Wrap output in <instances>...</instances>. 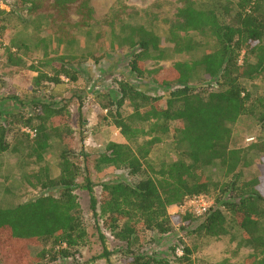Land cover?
<instances>
[{
    "label": "trees",
    "instance_id": "16d2710c",
    "mask_svg": "<svg viewBox=\"0 0 264 264\" xmlns=\"http://www.w3.org/2000/svg\"><path fill=\"white\" fill-rule=\"evenodd\" d=\"M18 10L23 18L35 17L59 44L71 49L68 55L50 56L43 38L39 43L42 61L30 66L36 72L32 80L36 97L32 95L31 106L6 115L0 112V153L9 149L11 132L25 137L27 157L34 163L50 152L54 137L60 145L56 153L58 176L51 175L48 165L39 166L32 173L34 181L29 180L39 193L27 201L0 207V264H45L59 258L76 262L81 257L79 247L88 238L76 193L81 176L93 216L122 244L119 264H192V251L186 245L181 247V255L176 254L174 245L170 257H165L152 251L149 243L143 244L146 232L169 233L174 221L186 236L199 238L225 236L236 227L238 245L253 251L245 262L264 264V258L257 260L264 253V136L247 147L232 143V125L242 117L253 118L264 131V86L249 85L264 75V0H209L206 6L182 0L166 41L178 54L198 51L201 42L187 34L198 32L212 41L213 47L192 61H176L152 71L144 68L143 60L164 57L166 49L161 47L160 36L143 24L120 18L108 21L111 41L118 48H135L128 62L135 76L169 89L161 97L123 78L115 80L113 93L103 95L106 99L100 105L106 113L100 119L114 125L125 142H107L96 164L122 170L134 180L103 181L99 196L66 141L74 131L70 127L60 130L55 124V119L70 115L69 109L39 94L46 86L61 84L62 77L77 80L73 64L86 54L81 51L80 57L75 55L78 38L74 31L86 27V34L92 35V0H9L8 10L0 8V47H4L7 22ZM9 42L6 58L22 63L18 52L27 48L26 42L15 38ZM199 72L209 83L202 84ZM125 103L130 112L125 111ZM23 128L35 130V135L22 132ZM163 135L171 138L178 159L161 163L155 171L148 156ZM250 153L259 155L257 173L245 178L241 171L251 166ZM214 163L225 177L222 182L205 174ZM53 188L58 192H44ZM198 194L214 197V206L206 216L169 213L170 206ZM99 238L103 245L100 257L114 264L101 232Z\"/></svg>",
    "mask_w": 264,
    "mask_h": 264
},
{
    "label": "rangeland",
    "instance_id": "374dc122",
    "mask_svg": "<svg viewBox=\"0 0 264 264\" xmlns=\"http://www.w3.org/2000/svg\"><path fill=\"white\" fill-rule=\"evenodd\" d=\"M196 1L203 3L204 6L209 3V0ZM220 1L222 3L224 1H230L232 3L236 0ZM8 2L9 0H0V8L8 10L9 8H5V4ZM181 5L182 0H92L94 28L92 30V35L86 34V27L75 29L74 32L78 38L75 47V55L79 56V53L83 51L86 56H79L80 58L74 62L73 67H76L78 63L85 66L87 59L92 58L95 62L100 63L98 66L99 70L106 71L108 69V73L112 72L110 74H112L113 77H108L110 85L102 87L97 90L100 92H94L92 94L95 95L99 104L106 99L105 96H103L104 94L113 93L116 79L125 78L130 80L133 85L146 90L150 94L161 97H164L169 89V86L159 85L152 82L149 78H139L129 69L128 62L130 52H133L135 48H129L128 50L125 48H118L117 45L111 41L108 24L111 18H120L132 24H143L160 36L161 47L166 49L165 55L162 59H155L151 56L145 58V60H143V66L146 70L152 71L158 68H168L174 62L181 60L192 61L198 58L202 53L212 49V41L198 32L187 33L195 40L201 42L202 45L198 51L178 54L175 53L173 46L166 41L165 38L170 23L175 20L177 9ZM17 14L16 17L11 18L10 22H7V30L3 38V44L6 43L7 47L9 46L8 44H10V39L15 38L16 41L24 40L27 44V48H21L18 52L19 56L22 57L21 66L12 67L10 70H4L5 68L1 67L0 75L4 74L7 77L10 76L12 79L20 81L22 86L16 85V83L12 84L11 87L5 91L0 90V96H17L16 94L19 93L18 88L21 87V92H27L28 95L25 104H23L26 107L25 109H28L32 104H30L29 101L31 98H34L32 95L35 96L32 94V90L34 89L32 80L33 76L36 75V72L32 71L30 66H38L39 62L42 61L43 48L39 46V43H41L44 38L46 44H48L47 51L50 56L53 57L59 54L68 55L71 47L65 44H59L56 37L51 35L49 31L46 32L45 25L38 23L35 17L23 18L21 10H18ZM23 19H25V21H23ZM227 20L231 21L230 18H227ZM0 52V56L5 55V53H3V47H0ZM113 60L118 61V63L120 62V65L115 66V68L110 71L108 66ZM44 69L47 71L50 70L49 67H45ZM199 78L202 79V84L209 83L207 77L200 74V72ZM251 83L264 86V75L249 82V85ZM64 84L67 83L64 82L59 86ZM64 88L66 87L64 86ZM83 90L84 89L81 90L82 95L80 94L79 97L84 96ZM91 92L87 93L89 94ZM39 94L41 95L40 98L42 96L44 98L48 97V95H44L43 90H41ZM49 97L48 99L52 102L56 104H65L69 110L72 109V111L70 110V115L55 119V124L60 130L65 127H70L74 131L72 136L66 138V141L76 154L74 158L75 162L83 169L84 173L88 174L89 179L93 182L96 196L100 195L101 182L103 181L120 180L124 177L128 181L134 180L131 176H124L122 170H112L103 164L100 166L96 164V158L98 154L104 150L106 140L94 138L97 133L91 130L89 126L86 127V125L83 124L82 117L77 116V109L75 107L77 101L72 99L73 97L68 95H66L64 99ZM124 109L126 112L131 111L126 103L124 104ZM136 125L142 127L146 126L145 124L142 125L137 123ZM14 128L17 130L16 126ZM97 129L98 126L95 128V131ZM263 136L264 131L259 129L253 118L242 117L232 125V143L237 147H247L252 142H255V140H260ZM7 140L10 143L7 156L11 155V159L0 166V207H9L18 201H27L29 198L39 193L40 189H33L29 183V180H33L32 173L36 171L39 166L48 165L51 175L55 178L58 176L56 153L60 145L56 137L53 138L50 152L46 154L44 159L39 163H34L33 159L31 160L27 157L29 147L25 137L22 136L21 133L18 134L15 132L13 134L11 132ZM100 144H103V146L101 147ZM7 158H9V156ZM148 159L152 162L153 170L155 171L161 167V163L176 161L178 156L172 147L171 138L163 135L161 141L155 144L151 149ZM249 159L251 161V166L241 171L242 177L245 178L257 173L259 155L250 153ZM205 174L214 181L222 182L225 180L217 163L207 167L205 169ZM84 185L85 183L81 176L78 178L76 193L79 197L83 218L88 231L86 242L79 247L81 257L76 262L71 258H59L54 262H46L45 264H107L106 259L100 257L103 252V245L99 238L100 232L106 238V247L110 252L109 260L114 264H119L120 262L121 252L119 250L122 244L114 239L102 227V222L99 218L93 216L90 209L89 195ZM44 192L55 194L58 192V189L53 188L45 190ZM210 196L214 198L212 194H210ZM168 211L173 215L184 213L179 211L178 208L169 207ZM98 229H100V231H98ZM238 235L239 232L235 227L231 228L227 235L218 238H199L195 235L186 236L185 231H182L179 228V224L174 221L173 227L169 233L161 235L155 232H146L143 244L149 243V247L152 251L165 257H170L171 249L174 245L176 246V253L178 254H182L181 247L186 245L192 251L190 254L192 264H244L245 259L250 256L253 251L250 248L238 245ZM259 258H264V253L258 255L257 260H259Z\"/></svg>",
    "mask_w": 264,
    "mask_h": 264
},
{
    "label": "crops",
    "instance_id": "0c3cea01",
    "mask_svg": "<svg viewBox=\"0 0 264 264\" xmlns=\"http://www.w3.org/2000/svg\"><path fill=\"white\" fill-rule=\"evenodd\" d=\"M4 45V52L5 53V47L6 43ZM9 47V46H7ZM16 49L12 48V51L14 52ZM1 55V52H0ZM100 63L95 62L92 58H88L85 66L83 64L78 63L74 69L77 72L78 78L76 81H69L68 79L62 77L63 84L64 82L67 84H64L62 86L51 84V86H46L44 89V95H48L49 98H55L58 97L60 99H64L66 95L73 97L77 103L75 104V107L77 109V116L82 117L83 124L86 125V127H90L91 130H93L95 133H97L94 138L99 139L102 138L106 140V143L109 141L114 142H125L124 138L119 133V130L113 126L112 124H108L103 122L99 117H101L102 114H105L106 110H103L101 108V105L98 103L97 98H95V95H92L94 92H100L97 91L98 89L102 87H107V85H110L109 78L113 77L112 72L108 73V69L105 70H99L98 66ZM120 65V62L113 60L109 63V69L112 71L115 66ZM21 66L20 64H14L13 59H8L5 57V55L0 56V68H5L4 70H10L12 67ZM96 68V70H95ZM93 73V74H92ZM1 80L3 81L0 86V90L5 91L9 87H11L12 84L22 86V83L16 79H12L10 76H6L2 74ZM15 81V82H14ZM18 81V82H17ZM19 83V84H17ZM82 84V85H81ZM64 86L66 88H64ZM61 87V88H59ZM19 93L16 94L17 96L9 95V97L0 96V112L3 115L10 114L13 111L20 110L21 108H26L25 102L27 92H21V87L18 88ZM84 92V96L79 97L82 93L81 90ZM93 91V92H91ZM91 92V93H87ZM112 93V92H111ZM82 95V94H81ZM48 97H45V100H48ZM72 111V109H70ZM69 110V111H70ZM80 110V111H79ZM81 115V116H80ZM98 126V129L95 131V128ZM101 147L103 144H100ZM10 149V147H9ZM7 152L3 151L0 153V166L6 163V161L11 159V155H8L9 158H7ZM170 208H177V206L173 205L170 206Z\"/></svg>",
    "mask_w": 264,
    "mask_h": 264
},
{
    "label": "built area",
    "instance_id": "2783aa9c",
    "mask_svg": "<svg viewBox=\"0 0 264 264\" xmlns=\"http://www.w3.org/2000/svg\"><path fill=\"white\" fill-rule=\"evenodd\" d=\"M5 8H9V2L5 4ZM22 131L28 133L31 137L35 135V130L33 129L23 128ZM213 206L214 200L211 197L205 194H198L185 199V201L182 204L178 205L177 208L181 212H189L195 217L202 218L210 212ZM176 254L181 255L178 253Z\"/></svg>",
    "mask_w": 264,
    "mask_h": 264
}]
</instances>
